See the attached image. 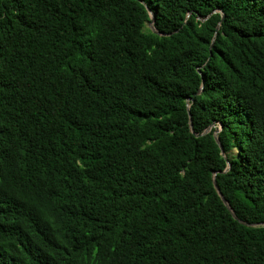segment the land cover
<instances>
[{
	"label": "trees",
	"instance_id": "trees-1",
	"mask_svg": "<svg viewBox=\"0 0 264 264\" xmlns=\"http://www.w3.org/2000/svg\"><path fill=\"white\" fill-rule=\"evenodd\" d=\"M0 264H264V0H0Z\"/></svg>",
	"mask_w": 264,
	"mask_h": 264
},
{
	"label": "water",
	"instance_id": "water-1",
	"mask_svg": "<svg viewBox=\"0 0 264 264\" xmlns=\"http://www.w3.org/2000/svg\"><path fill=\"white\" fill-rule=\"evenodd\" d=\"M155 21H156V18H155V15L153 14V15H152V19H151V21H150V23H149V27H150L152 30H154L156 33H158V32L156 31V29H155V26H154ZM200 93H201V92L199 91L197 94H195V96L199 95ZM193 100H194L193 98L188 99V102H189V101H193ZM192 126H193V123L191 122V127H192ZM208 131H210V129H208ZM208 131H207V132H208ZM218 133H219V130L216 131V134H215L216 138H217V134H218ZM221 149H222V153L224 154V150H223L222 147H221ZM214 184H215V187H216L217 191L219 192L221 198L223 199L224 203L227 205V207L229 208V210L232 212L233 216H234L235 218H237V216H236L235 213L233 212L231 206L229 205L228 201H227V200L225 199V197L221 194L220 189H219V186L217 185V181H216V180H214Z\"/></svg>",
	"mask_w": 264,
	"mask_h": 264
},
{
	"label": "rangeland",
	"instance_id": "rangeland-1",
	"mask_svg": "<svg viewBox=\"0 0 264 264\" xmlns=\"http://www.w3.org/2000/svg\"><path fill=\"white\" fill-rule=\"evenodd\" d=\"M218 130L220 131V129H219V128H218ZM218 130H217V131H218Z\"/></svg>",
	"mask_w": 264,
	"mask_h": 264
}]
</instances>
